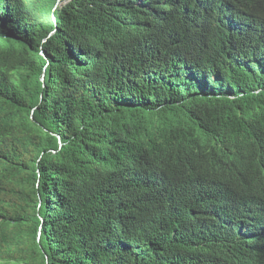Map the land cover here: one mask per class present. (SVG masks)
Here are the masks:
<instances>
[{
	"label": "trees",
	"instance_id": "trees-1",
	"mask_svg": "<svg viewBox=\"0 0 264 264\" xmlns=\"http://www.w3.org/2000/svg\"><path fill=\"white\" fill-rule=\"evenodd\" d=\"M264 0H0V264H264Z\"/></svg>",
	"mask_w": 264,
	"mask_h": 264
},
{
	"label": "clouds",
	"instance_id": "clouds-1",
	"mask_svg": "<svg viewBox=\"0 0 264 264\" xmlns=\"http://www.w3.org/2000/svg\"><path fill=\"white\" fill-rule=\"evenodd\" d=\"M258 184H260V191H261V194H262V197L264 198V179H260L258 181ZM260 209L264 208V206L262 205H259Z\"/></svg>",
	"mask_w": 264,
	"mask_h": 264
}]
</instances>
